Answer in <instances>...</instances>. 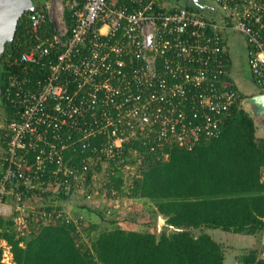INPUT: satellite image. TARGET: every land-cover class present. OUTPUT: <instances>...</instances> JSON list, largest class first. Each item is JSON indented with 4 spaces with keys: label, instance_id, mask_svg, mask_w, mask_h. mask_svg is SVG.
Listing matches in <instances>:
<instances>
[{
    "label": "built area",
    "instance_id": "built-area-1",
    "mask_svg": "<svg viewBox=\"0 0 264 264\" xmlns=\"http://www.w3.org/2000/svg\"><path fill=\"white\" fill-rule=\"evenodd\" d=\"M211 1L214 17L178 0H43L32 9L28 49L13 62L42 72L15 75L4 88L16 118L0 154V217L17 233L32 220H69L61 192L90 205L104 197L110 163L143 154H125L124 143L140 140L166 158L165 145L191 150L218 137L240 99L221 83L230 33L244 38L251 76L264 88V0ZM77 150L76 160L67 154ZM0 262L13 263L2 238Z\"/></svg>",
    "mask_w": 264,
    "mask_h": 264
},
{
    "label": "trees",
    "instance_id": "trees-1",
    "mask_svg": "<svg viewBox=\"0 0 264 264\" xmlns=\"http://www.w3.org/2000/svg\"><path fill=\"white\" fill-rule=\"evenodd\" d=\"M198 6L207 7L204 1H199L197 6L187 9L203 12ZM34 10L21 14L13 39L2 56L0 98L8 106L6 131L1 135L4 146L7 126L16 118L15 109L4 97V88L15 75L30 78L42 72L38 67L23 72L22 64L13 62L28 49L29 23ZM206 14L215 16L213 10ZM42 25L41 30L45 28L50 33L51 28L46 23ZM230 81L225 75L221 83L228 87ZM239 97L244 98L240 94ZM240 99L222 120L218 137L201 138L191 150L165 145L166 158L161 150H150V144L140 140L124 143L125 154L128 148L143 153L139 162L135 157L120 166L111 162V169L101 177L105 181V198L118 192L128 198L148 199L156 212L165 216L166 223L172 225L169 231V227L159 233L156 229L100 228L94 217L86 218L83 211H78L69 220L64 217L49 222L32 220L30 231L20 234L11 219L0 217V238L11 246L12 264H224L223 247L209 230L221 229L249 238L259 237L264 230V137L257 135V127L240 105ZM67 154L75 160L82 155L78 150ZM101 168L99 163L95 166L96 171ZM128 171L130 182L125 183L124 172ZM112 190L117 192L111 195ZM59 197L70 203L71 209L94 213L90 204H78L80 196L61 192ZM96 214L102 217V212ZM235 264H264V258H258L255 245L244 248Z\"/></svg>",
    "mask_w": 264,
    "mask_h": 264
},
{
    "label": "rangeland",
    "instance_id": "rangeland-1",
    "mask_svg": "<svg viewBox=\"0 0 264 264\" xmlns=\"http://www.w3.org/2000/svg\"><path fill=\"white\" fill-rule=\"evenodd\" d=\"M37 5H42L43 0H34ZM181 4L185 3L186 0H178ZM204 1L207 5L205 8H200V11H209L211 7H214V4L211 0H201ZM196 8V7H195ZM216 14V12H215ZM232 45L230 46V63L228 65V77L231 78V81L228 83L230 89L238 91L240 96L249 97L252 95H257L262 93V87L258 86L254 79L251 76L246 56L243 52L241 44L232 39ZM231 42V41H230ZM7 103L5 100L0 98V137L2 133L6 131V118H7ZM257 135L264 137V126L257 128ZM137 155V154H136ZM134 155V156H136ZM138 155L135 157L136 162H138ZM131 171L134 170L132 165ZM128 172H124L126 177L125 183H129L130 179H127ZM139 175V173L137 174ZM117 192V191H116ZM76 197V196H75ZM78 198V197H76ZM79 201V198L77 199ZM96 203H91L90 208L94 210V213L86 214L83 212V215L88 217H94L99 223L100 228H112L114 226H120L126 229H135L143 231H154L157 229V212L156 207L153 202L145 198H128L126 196H120L118 192L115 196L110 197H98L95 199ZM78 204L83 205L78 202ZM96 204V205H95ZM61 205H66L65 202L61 201ZM86 205V203H85ZM77 211L75 209H69V214L72 216ZM78 211H84L83 209H78ZM77 211V212H78ZM96 212H102V217H98ZM168 226L163 225V229H167ZM170 228L168 229V231ZM209 233L215 238L218 242L221 243L224 250V264H235L236 259L239 254L243 251L244 248H249L257 245V251L259 253L261 246V236L255 238L246 237L240 233H232L223 231L221 229H212L209 230ZM23 234V233H22Z\"/></svg>",
    "mask_w": 264,
    "mask_h": 264
},
{
    "label": "water",
    "instance_id": "water-1",
    "mask_svg": "<svg viewBox=\"0 0 264 264\" xmlns=\"http://www.w3.org/2000/svg\"><path fill=\"white\" fill-rule=\"evenodd\" d=\"M199 0H186L187 5L197 6ZM37 2V1H36ZM34 0H0V48L4 42L13 39L15 29L21 14L32 10L37 5ZM242 108L252 117L257 127L264 126V92L244 97L240 100ZM165 223L163 214L158 212L157 232ZM261 246L258 258H264V230L261 236Z\"/></svg>",
    "mask_w": 264,
    "mask_h": 264
},
{
    "label": "crops",
    "instance_id": "crops-1",
    "mask_svg": "<svg viewBox=\"0 0 264 264\" xmlns=\"http://www.w3.org/2000/svg\"><path fill=\"white\" fill-rule=\"evenodd\" d=\"M210 11H212L211 10V8L209 9ZM203 12H205V11H203ZM209 12V11H208ZM232 39L234 40V41H236L237 40V42H239L240 44H241V47H242V49H243V52H244V54L246 55V44H245V41H244V38L240 35V34H236V33H230L229 35H228V38H227V46H228V57H229V62H228V65H229V63H230V46L232 45ZM231 41V42H230ZM228 73H229V71H228ZM231 79V78H230ZM257 127V126H256ZM257 128H259V127H257ZM4 145L3 144H1V137H0V154L3 152V150H4ZM44 198H46V197H44ZM79 201H80V203H82L83 204V202H82V200L81 199H79ZM66 203V205H67V207L68 208H70L69 206H70V203H68V202H65ZM80 209H82V208H80ZM77 211H78V209H77ZM76 211V212H77ZM84 212V211H83ZM85 214H86V212H84ZM157 216H158V212H157ZM164 218H165V216H164ZM165 222H166V218H165ZM165 224V223H164ZM172 228V227H171ZM157 230V229H156ZM148 231H150V230H148Z\"/></svg>",
    "mask_w": 264,
    "mask_h": 264
},
{
    "label": "flooded vegetation",
    "instance_id": "flooded-vegetation-1",
    "mask_svg": "<svg viewBox=\"0 0 264 264\" xmlns=\"http://www.w3.org/2000/svg\"><path fill=\"white\" fill-rule=\"evenodd\" d=\"M9 42H11V41L4 42L3 47L0 48V68H1V64H2L1 62L3 61L2 56H3V54H4L5 47H6L7 43H9ZM164 225H165V226H168L169 228L172 227V225H169V224H167L166 222H165Z\"/></svg>",
    "mask_w": 264,
    "mask_h": 264
},
{
    "label": "clouds",
    "instance_id": "clouds-1",
    "mask_svg": "<svg viewBox=\"0 0 264 264\" xmlns=\"http://www.w3.org/2000/svg\"><path fill=\"white\" fill-rule=\"evenodd\" d=\"M263 92V91H262Z\"/></svg>",
    "mask_w": 264,
    "mask_h": 264
}]
</instances>
